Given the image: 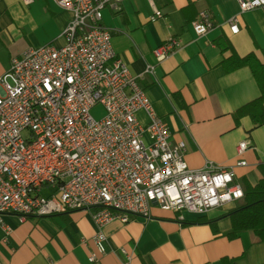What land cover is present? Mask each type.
<instances>
[{
    "label": "built area",
    "instance_id": "1",
    "mask_svg": "<svg viewBox=\"0 0 264 264\" xmlns=\"http://www.w3.org/2000/svg\"><path fill=\"white\" fill-rule=\"evenodd\" d=\"M49 1L72 14L63 45L26 50L0 77V216L11 213L23 222L89 212L97 228L91 240L95 251L88 256L93 264L107 252L103 228L112 222L149 219L153 206L179 219L183 213L205 216L242 199L234 169L246 162L239 158L229 168L205 162L190 169L184 144L171 143L138 78L117 58L101 20L106 8L117 10L126 0ZM235 1L240 14L264 8V0ZM162 18L155 10L149 20ZM237 22V16L227 22L232 34L238 33ZM213 27L205 11L192 23L196 37ZM179 48L170 38L154 57L164 61ZM153 70L147 66L145 74ZM96 108L102 110L100 119L92 117ZM251 148L240 142L237 155ZM0 224L8 235L9 228ZM121 253L130 264V255Z\"/></svg>",
    "mask_w": 264,
    "mask_h": 264
},
{
    "label": "crops",
    "instance_id": "2",
    "mask_svg": "<svg viewBox=\"0 0 264 264\" xmlns=\"http://www.w3.org/2000/svg\"><path fill=\"white\" fill-rule=\"evenodd\" d=\"M0 0V77L13 57L30 48L63 45L61 37L72 14L49 0ZM155 10L163 18L149 20ZM208 13L213 29L196 37L192 23L198 13ZM237 16L238 33L227 22ZM101 25L111 33L118 59L138 78L154 112L162 118L173 145L183 143L184 160L190 169L205 162L235 167L236 181L254 186L264 178V126L253 127L244 117L236 125L235 111L256 99L258 87L248 68L226 73L220 63L230 53L215 44L225 37L239 56L254 53L264 62V8L240 14L235 0H126L117 10L106 8ZM170 38L180 48L158 62L154 51ZM154 68L145 74L146 67ZM137 119L147 122L144 113ZM252 146L242 157L237 146ZM237 204V203H236ZM217 209L205 216L151 208V217L132 218L127 224L112 222L103 228L107 252L93 264H264V241L252 232L230 237L231 221L223 216L235 206ZM0 264H90L95 251L92 237L97 228L87 211L65 212L48 217H28L20 222L11 213L0 216ZM199 220H205L199 222Z\"/></svg>",
    "mask_w": 264,
    "mask_h": 264
},
{
    "label": "trees",
    "instance_id": "3",
    "mask_svg": "<svg viewBox=\"0 0 264 264\" xmlns=\"http://www.w3.org/2000/svg\"><path fill=\"white\" fill-rule=\"evenodd\" d=\"M215 44L222 54L230 53L228 58L221 61L222 69L226 73H231L241 68H248L258 87V97L235 111L236 125L242 118L248 117L254 128L264 126V62L254 53L242 57L237 55L231 43L223 36L218 37ZM241 188L242 199L232 210L223 215L231 221L230 237H235L240 232H252L260 241H264V178L254 186L242 181ZM203 221L205 220H199V222ZM223 263L234 264L226 260Z\"/></svg>",
    "mask_w": 264,
    "mask_h": 264
},
{
    "label": "rangeland",
    "instance_id": "4",
    "mask_svg": "<svg viewBox=\"0 0 264 264\" xmlns=\"http://www.w3.org/2000/svg\"><path fill=\"white\" fill-rule=\"evenodd\" d=\"M91 114H92V117L93 118H95V119H100L101 117H102V110H101V108H96V109H94L92 112H91Z\"/></svg>",
    "mask_w": 264,
    "mask_h": 264
}]
</instances>
